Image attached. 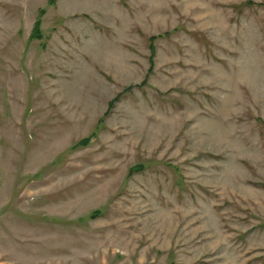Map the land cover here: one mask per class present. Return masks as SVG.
Listing matches in <instances>:
<instances>
[{
	"label": "rangeland",
	"instance_id": "1",
	"mask_svg": "<svg viewBox=\"0 0 264 264\" xmlns=\"http://www.w3.org/2000/svg\"><path fill=\"white\" fill-rule=\"evenodd\" d=\"M0 264H264V0H0Z\"/></svg>",
	"mask_w": 264,
	"mask_h": 264
},
{
	"label": "trees",
	"instance_id": "2",
	"mask_svg": "<svg viewBox=\"0 0 264 264\" xmlns=\"http://www.w3.org/2000/svg\"><path fill=\"white\" fill-rule=\"evenodd\" d=\"M51 2H54L55 0H50ZM39 24H40V21H36L35 24H34V29H33V36H36V37H40V35L38 34L39 33ZM156 38V36H151L149 38V47H150V50H151V57L153 55V49H154V46H153V43L152 41ZM144 84V82H143ZM88 139H83L82 143H85L87 142ZM136 170V167H133L132 169H130V172ZM95 214H97V212H95L92 216H94Z\"/></svg>",
	"mask_w": 264,
	"mask_h": 264
}]
</instances>
